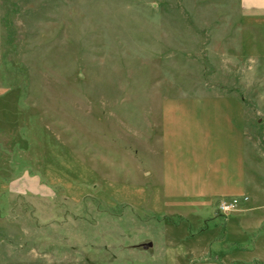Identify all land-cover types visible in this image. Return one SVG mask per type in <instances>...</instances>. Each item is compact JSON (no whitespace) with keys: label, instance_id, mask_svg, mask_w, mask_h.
I'll return each mask as SVG.
<instances>
[{"label":"rangeland","instance_id":"rangeland-1","mask_svg":"<svg viewBox=\"0 0 264 264\" xmlns=\"http://www.w3.org/2000/svg\"><path fill=\"white\" fill-rule=\"evenodd\" d=\"M229 6L0 0V264H234L230 198L184 207L158 190L169 131L203 118L193 107L237 100L259 117L264 40L248 29L230 46Z\"/></svg>","mask_w":264,"mask_h":264},{"label":"crops","instance_id":"crops-1","mask_svg":"<svg viewBox=\"0 0 264 264\" xmlns=\"http://www.w3.org/2000/svg\"><path fill=\"white\" fill-rule=\"evenodd\" d=\"M230 1L232 6L220 10L229 15L226 24L230 30V46H234L235 50L242 44L247 46L248 34L245 39L243 30L246 32L248 29L251 34L249 38L254 39V36L259 34V39L264 40V0ZM263 43L262 41L261 44ZM243 51L246 52V62L252 63L259 59H254L252 55L248 58L247 50ZM260 56V62H264V54L261 53ZM263 67L259 72L264 77ZM247 71L253 74L257 69L251 64ZM232 101L234 103L229 105L226 104L228 102H219L193 107L196 112L202 113L203 118L191 121V128L187 130L191 133L189 136L175 135L176 132L169 131L176 142H170L171 150L162 156L166 171L160 182L161 189L158 190L166 199H183L180 203L184 207L193 205L196 208L209 206L214 199L246 197L247 201L241 203L243 210L231 213L229 217V247L230 253L234 254L231 262L264 264V240L257 241L264 237V231H261L264 227V100L260 103L259 117L254 116L252 104ZM212 107L218 112L216 111L213 120H210L211 116L205 111ZM228 107L233 111L225 112ZM248 109L251 111L249 114ZM208 150L212 152L206 156L205 151ZM185 154L191 157L190 160L198 159L199 161H195L197 164L201 162L202 165H208L209 171L206 173L212 172V185L207 184L209 176L203 174V178L200 165L194 167L190 175L186 169L179 166L176 158ZM182 165L184 167L185 163ZM207 190L210 192L207 193ZM188 200L193 202L189 203ZM186 220L189 221L188 218ZM254 232H258L256 241L250 246L246 245L248 238H251L250 234Z\"/></svg>","mask_w":264,"mask_h":264},{"label":"built area","instance_id":"built-area-1","mask_svg":"<svg viewBox=\"0 0 264 264\" xmlns=\"http://www.w3.org/2000/svg\"><path fill=\"white\" fill-rule=\"evenodd\" d=\"M247 201V198H232L227 201H222L219 205V209L224 214H231L238 211L241 202Z\"/></svg>","mask_w":264,"mask_h":264}]
</instances>
